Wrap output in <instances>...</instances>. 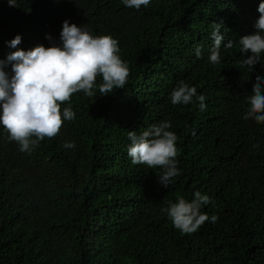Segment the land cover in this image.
<instances>
[{"label": "trees", "instance_id": "trees-1", "mask_svg": "<svg viewBox=\"0 0 264 264\" xmlns=\"http://www.w3.org/2000/svg\"><path fill=\"white\" fill-rule=\"evenodd\" d=\"M14 2L0 0V60L59 44L67 20L117 39L130 74L107 96L73 94L61 110L71 107L75 119L30 152L0 125V264H264V123L244 119L264 53L250 72L241 62L251 53L239 45L255 32L264 0H151L139 10L122 0ZM213 22L233 41L215 65ZM17 35L21 43L9 47ZM4 71L11 76V64ZM180 81L197 89L187 105L170 100ZM165 120L179 169L167 188L161 168L127 154L128 131ZM196 191L211 198L200 209L209 220L183 233L162 209Z\"/></svg>", "mask_w": 264, "mask_h": 264}, {"label": "clouds", "instance_id": "clouds-1", "mask_svg": "<svg viewBox=\"0 0 264 264\" xmlns=\"http://www.w3.org/2000/svg\"><path fill=\"white\" fill-rule=\"evenodd\" d=\"M15 5L14 0H8ZM128 8L139 10L147 7L151 0H122ZM259 18L254 24L255 32L239 38L240 51L247 55L241 67L247 66L252 72L264 53V2L258 6ZM222 23H212L209 61L220 63V48H232L233 41L224 43L221 34ZM227 31V29H225ZM50 42L52 38L47 37ZM21 43L17 35L9 42V47L16 48ZM117 39L111 35L93 36L83 26L63 22L60 43L51 46H35L31 50L17 49L7 56L6 61L0 60V125L8 134V140L19 145L21 152H30L45 138L56 137L65 121H73L76 117L71 107L61 110V105L71 101L73 94L83 92L89 98L96 97L94 89L98 88L100 96L113 93L114 89H122L128 81L130 70L128 64L119 55ZM196 56H201V48L196 47ZM11 64V76L4 68ZM97 77L102 82L97 85ZM197 89L180 81L170 93L173 105H187L196 96ZM200 110L204 111L205 96H197ZM250 105L244 119H254L264 123V78L257 75L248 97ZM171 123L167 120L154 123L139 135L128 131L131 141L128 156L133 164H144L149 168H161L158 181L168 187L172 178L179 175L176 156L177 136L169 131ZM65 149L75 148V143L66 141ZM211 198L200 191L194 192L191 202L184 197L177 198L176 203L162 209L171 219L175 228L183 233L196 232L205 221L207 214L201 212V205H207ZM211 222L217 216H211Z\"/></svg>", "mask_w": 264, "mask_h": 264}]
</instances>
